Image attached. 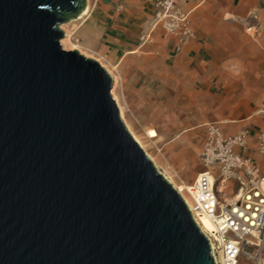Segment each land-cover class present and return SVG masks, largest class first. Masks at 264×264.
Wrapping results in <instances>:
<instances>
[{
	"label": "water",
	"instance_id": "1",
	"mask_svg": "<svg viewBox=\"0 0 264 264\" xmlns=\"http://www.w3.org/2000/svg\"><path fill=\"white\" fill-rule=\"evenodd\" d=\"M85 0H0V264H214L122 122L113 79L62 49Z\"/></svg>",
	"mask_w": 264,
	"mask_h": 264
},
{
	"label": "crops",
	"instance_id": "2",
	"mask_svg": "<svg viewBox=\"0 0 264 264\" xmlns=\"http://www.w3.org/2000/svg\"><path fill=\"white\" fill-rule=\"evenodd\" d=\"M154 2L96 4L101 54L114 72L109 75L116 86L139 88L146 99L158 100L159 114L175 130L172 139L195 131L202 146L209 123L228 136L247 131L242 155L264 176V153L257 150L264 131V0H179L192 31L181 45L163 38L159 27L151 29ZM189 166L179 172L193 182L202 167Z\"/></svg>",
	"mask_w": 264,
	"mask_h": 264
},
{
	"label": "built area",
	"instance_id": "3",
	"mask_svg": "<svg viewBox=\"0 0 264 264\" xmlns=\"http://www.w3.org/2000/svg\"><path fill=\"white\" fill-rule=\"evenodd\" d=\"M153 7L152 30L159 27L163 38H175L178 45L191 39L189 12L179 0H155ZM247 138L245 130L228 136L216 123L206 124L198 154L202 171L191 185L192 193L185 189L191 215L211 222L205 237L214 264H264V176L242 155ZM257 150L264 153V131Z\"/></svg>",
	"mask_w": 264,
	"mask_h": 264
},
{
	"label": "rangeland",
	"instance_id": "4",
	"mask_svg": "<svg viewBox=\"0 0 264 264\" xmlns=\"http://www.w3.org/2000/svg\"><path fill=\"white\" fill-rule=\"evenodd\" d=\"M98 2L99 0H85V5L88 3L89 6L88 13L81 18L77 16L62 23L59 27L68 36L62 38L64 50H75L97 61L112 76L114 72L101 54L103 25L99 20L100 11L96 5ZM116 80L111 94L122 109L124 117L122 121L125 127L131 136L144 146L157 171L163 177L166 176L174 184V189L191 205L185 189L191 190L192 193L191 185L194 181L191 182L192 178H184L182 174L189 165L200 166L197 155L201 148L200 137L196 136L195 131H188L172 139L170 136L175 134V130H172L173 125L166 123L165 116L159 114L158 100L146 99L139 88L135 90L120 88L119 85L116 86ZM169 127L171 130L168 129ZM183 160H185L184 166ZM191 167L189 166L186 172H189ZM196 219L206 235L208 230L206 219L200 214Z\"/></svg>",
	"mask_w": 264,
	"mask_h": 264
},
{
	"label": "bare ground",
	"instance_id": "5",
	"mask_svg": "<svg viewBox=\"0 0 264 264\" xmlns=\"http://www.w3.org/2000/svg\"><path fill=\"white\" fill-rule=\"evenodd\" d=\"M88 10H89V6H88V3H86V5H85V7H84V9H83V11L78 15V18H81V17H83L84 15H86L87 13H88ZM161 31V30H160ZM162 33V32H161ZM65 37H68L66 34H65ZM62 39V38H61ZM60 39V40H61ZM63 42H64V40L62 39V41H59V43H60V45H61V47H62V49H65L64 48V45H63ZM78 52V51H77ZM79 53V52H78ZM82 55V54H81ZM113 79V78H112ZM113 83H114V80H113ZM112 95V94H111ZM114 99V98H113ZM115 101V100H114ZM116 102V101H115ZM117 106H118V109H119V115H120V118H121V120H123L124 119V117H123V112H122V109H121V107L118 105V103H117ZM123 122V121H122ZM127 129V128H126ZM131 135V134H130ZM133 138V137H132ZM135 138V137H134ZM133 138V139H134ZM135 141L137 142V144L140 146V148L143 150V152L146 154V156L149 158V160H151V158H150V156L148 155V153L146 152V150H145V148H144V146L138 141V139H136L135 138ZM153 165H155V164H153ZM167 180H168V178L166 177V176H164ZM168 182H170L169 180H168ZM171 183V186H173V188H175V186H174V184L172 183V182H170ZM222 186H219V188H221ZM191 190H189V192H190ZM179 194V193H178ZM180 195V194H179ZM181 196V195H180ZM182 197V196H181ZM182 199H184V198H182ZM184 202H185V204L187 205V207L191 210L192 209V207H191V205L188 203V201H186V199H184L183 200ZM192 215H193V219H194V221H195V223L197 224V226L199 227V229H200V231L203 233V230H202V228L200 227V224L198 223V220L196 219V216L192 213ZM204 218L206 219V227H207V229L209 230L210 228H211V222L204 216ZM204 234V233H203ZM204 236H205V234H204Z\"/></svg>",
	"mask_w": 264,
	"mask_h": 264
},
{
	"label": "snow or ice",
	"instance_id": "6",
	"mask_svg": "<svg viewBox=\"0 0 264 264\" xmlns=\"http://www.w3.org/2000/svg\"><path fill=\"white\" fill-rule=\"evenodd\" d=\"M233 211H236V209H233ZM241 215H243V213H241Z\"/></svg>",
	"mask_w": 264,
	"mask_h": 264
}]
</instances>
